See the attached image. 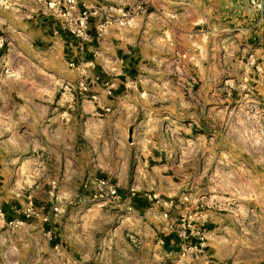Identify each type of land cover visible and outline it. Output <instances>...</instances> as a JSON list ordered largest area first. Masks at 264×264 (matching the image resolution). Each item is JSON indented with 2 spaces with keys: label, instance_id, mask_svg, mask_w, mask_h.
Listing matches in <instances>:
<instances>
[{
  "label": "rangeland",
  "instance_id": "rangeland-1",
  "mask_svg": "<svg viewBox=\"0 0 264 264\" xmlns=\"http://www.w3.org/2000/svg\"><path fill=\"white\" fill-rule=\"evenodd\" d=\"M25 1L0 0V40L3 41L0 56L10 48L7 21L17 15L25 17L22 13L10 12L15 10L13 7H24ZM57 1L46 0L48 9L49 2ZM76 1L78 11L91 8L86 2ZM98 1V6L119 8L121 14L123 11H144L149 15L154 9V0H136L133 5L126 0ZM170 1L172 8L183 3V0ZM49 13L55 17L58 28L67 31L62 29L60 18L52 10ZM118 16L112 17V24ZM132 18L127 26L131 25ZM169 18L174 19L175 14L169 13ZM261 57L247 62L253 80L264 72L260 66ZM181 58L189 60L184 66H197L192 56L181 53ZM177 59V56L173 58ZM182 64L174 63L176 75L170 74L173 83L166 86L163 79L157 92L172 86L179 87L187 95L194 92L197 85L194 76L190 84L178 77ZM12 72L13 75L3 78V86L5 80L10 86L15 84L18 78ZM55 95L45 94L40 101L44 104L64 101L60 96L54 100ZM85 96L74 94L80 101ZM251 98L238 95L228 109L206 107L204 112L210 129L240 134L244 139L246 150L240 146L241 150L231 156L220 152L200 156L194 149L195 143H191L190 151L183 152V146L189 145L176 140L171 125L155 119L158 110L155 102L143 98L146 105L143 113H148L144 115L148 123L142 126L141 132L136 119L131 120L127 131L129 139L107 142L109 151L75 149L74 152L73 145L66 142L61 149H52L41 158L40 167L37 159L16 160L24 170L10 175L4 198L20 216L9 217L2 205L0 208L7 220L22 221V224L0 225V264H264V100L256 94ZM51 114L47 109L45 116ZM60 114L66 117L64 111ZM136 114L141 115V112L133 108L128 116L134 119ZM8 129L0 124V135H5ZM177 131L183 134L180 129ZM208 144L213 146V143ZM154 151L159 156L161 152L170 163L180 165L173 182L184 186L177 196H167L163 190L167 181L158 179L157 172L145 164L147 153ZM185 165L188 171H183ZM102 169L108 172H99ZM97 179H110L123 201H129L135 193L162 206L156 212L149 210L138 216L123 203L116 206L95 199ZM174 197L179 200L175 207L171 206L173 212L164 211ZM29 200L33 201L37 213L25 217L22 211ZM55 207L59 210L58 217L54 215ZM45 217L49 219L46 221ZM170 233L181 242L174 250L163 242L164 236Z\"/></svg>",
  "mask_w": 264,
  "mask_h": 264
},
{
  "label": "crops",
  "instance_id": "crops-1",
  "mask_svg": "<svg viewBox=\"0 0 264 264\" xmlns=\"http://www.w3.org/2000/svg\"><path fill=\"white\" fill-rule=\"evenodd\" d=\"M80 1L88 3L93 11L90 38L85 41L58 28L46 0H26L24 7H13L16 11L10 12L25 17L16 14V19L7 21L10 48L0 56V67H8L18 78L13 86L5 80L0 94V124L9 128L0 135V205L9 217L19 215L4 198L10 175L24 170L16 160L37 159L40 167L41 158L52 149H61L66 142L73 145L74 152L109 151L107 142L129 139L128 127L135 119L141 132L148 123L143 98L155 102V119L171 125L176 140L189 145L181 147L182 151H190L191 143H195L200 156L208 152L231 156L241 150L240 146L245 150L247 147L240 134L210 129L204 120L206 107L228 109L235 103L234 98L242 94L250 99L256 94L264 100V72L253 80L247 64L264 52V19L259 20L250 11L247 0H183L174 8L170 0H154L149 15L137 11L130 26L111 23L102 35L98 34L97 23L108 15H120L121 10L98 6V0ZM126 1L133 5L136 0ZM171 12L174 19L169 18ZM181 53L192 56L197 66H184L189 60L181 58ZM175 56L177 61L173 60ZM70 61L86 69L88 77L99 78L83 101L62 87L63 82L73 83L81 77L79 70L68 67ZM176 62L183 63L178 77L184 83L190 84L193 76L197 79L192 94L187 95L176 86L157 92L163 79L166 86L173 83L170 77L176 75ZM105 82L113 83L111 96L106 95ZM45 94H56L54 100L60 96L64 101L44 104L40 99ZM133 108L140 110L141 115L131 119L128 115ZM47 109L52 111L50 116H45ZM63 111L66 117L60 114ZM163 157L161 152L160 156L156 151L148 152L145 164L157 172L158 179L167 181L165 194L177 196L184 186L173 182L180 165ZM186 166L183 171H188ZM178 200L170 199L164 211H172L171 206L175 207ZM128 202L132 214L138 216L149 210L156 212L162 206L135 193ZM54 215L58 217L59 213ZM171 234L168 246L174 250L181 242L174 233L168 235ZM44 249L47 251L46 246Z\"/></svg>",
  "mask_w": 264,
  "mask_h": 264
},
{
  "label": "built area",
  "instance_id": "built-area-1",
  "mask_svg": "<svg viewBox=\"0 0 264 264\" xmlns=\"http://www.w3.org/2000/svg\"><path fill=\"white\" fill-rule=\"evenodd\" d=\"M249 8L257 15L258 19H264V0H247ZM77 1L76 0H58L57 2H49V9L52 10L54 14H56L60 18V24L62 29L67 30L73 36L79 38L82 41L88 40L90 38L89 35V20L93 14L91 8H85L82 10H77ZM135 11H123L118 18L115 19V22L121 26H127L130 23L133 14ZM112 16H107V18L98 23L97 29L98 34L102 35V32L106 28L108 24H111ZM3 41L0 40V46H2ZM68 67L71 69H77L81 73V77L77 79V81L72 82H63L62 87L68 91H70L73 95L84 96L87 95L94 84H98L99 78L88 77L86 69L79 67L73 61L67 63ZM92 65V63H90ZM260 66L264 69V54L261 57ZM257 69L259 66H256ZM13 72L6 66H2L0 68V93L3 87V78L5 76H11ZM103 88L108 96L112 95V82H105ZM264 132V129L262 130ZM94 195L95 199L103 200L105 203L121 206L122 203L127 210H132V205L130 202L123 201V198L120 196L118 192V188L115 184L111 182L110 179H97L94 182ZM133 194V193H132ZM55 212L58 213L59 210L55 207ZM37 211L33 206V201L29 200L28 205L25 209H23L22 214L25 217H31L36 215ZM55 213V214H56ZM48 217H45L44 220H48ZM5 224L8 226H18L22 224V221L18 220H7L6 214L2 208H0V225ZM50 235V233H49ZM51 239V236H50ZM57 248V246H55Z\"/></svg>",
  "mask_w": 264,
  "mask_h": 264
},
{
  "label": "trees",
  "instance_id": "trees-1",
  "mask_svg": "<svg viewBox=\"0 0 264 264\" xmlns=\"http://www.w3.org/2000/svg\"><path fill=\"white\" fill-rule=\"evenodd\" d=\"M172 237V234L171 235H166V236H164V245L165 246H168V241H169V239Z\"/></svg>",
  "mask_w": 264,
  "mask_h": 264
}]
</instances>
